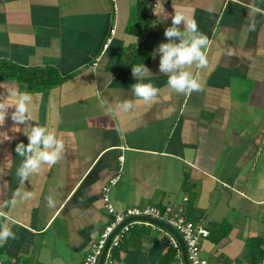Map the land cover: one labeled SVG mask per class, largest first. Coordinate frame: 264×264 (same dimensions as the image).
Returning a JSON list of instances; mask_svg holds the SVG:
<instances>
[{
  "label": "crops",
  "instance_id": "crops-1",
  "mask_svg": "<svg viewBox=\"0 0 264 264\" xmlns=\"http://www.w3.org/2000/svg\"><path fill=\"white\" fill-rule=\"evenodd\" d=\"M146 2L142 12L140 0H0V65L60 77L36 90L0 70V98L31 93L33 125L66 145L57 164L21 183L15 147L30 129L10 115L0 126V200L33 194L4 209L18 239L0 247L1 264H81L111 221L102 189L115 178L109 197L119 213L183 205L210 232L202 242L209 264L264 257V0ZM175 11L210 41L207 66L189 69L202 86L191 95L168 87L155 52ZM143 63L151 74L136 81L131 68ZM136 82L157 86V102L135 99ZM125 99H135L134 111L110 114L101 103ZM159 227L134 225L116 264H176L175 237Z\"/></svg>",
  "mask_w": 264,
  "mask_h": 264
},
{
  "label": "clouds",
  "instance_id": "clouds-1",
  "mask_svg": "<svg viewBox=\"0 0 264 264\" xmlns=\"http://www.w3.org/2000/svg\"><path fill=\"white\" fill-rule=\"evenodd\" d=\"M257 11L260 10L257 9ZM181 25H183V30H181ZM251 30H255V25L251 26ZM164 36L168 42L160 43L155 52L160 55L159 72L168 77V87L177 94L191 95L194 91H200L202 86L199 82V74H194L189 69L193 66L196 69H203L207 66L209 38L199 31L197 21L194 18H188L182 11H175L171 16V26L165 29ZM131 71L136 81H143L151 74L144 63L132 66ZM131 90L135 99L145 103L157 102L160 92V89L152 82H136L131 85ZM12 95L17 97L14 103L0 98V126L5 124L6 118L10 115L14 127L19 128L23 125L30 129L26 134L28 143L25 145L20 142L15 147V152L22 158L15 176L21 183H24L32 175L39 173L43 165L57 164L66 153V145L62 138L49 131L47 127L33 125L31 93L13 92ZM135 99L122 100L115 107L103 100L101 103L110 114H115L116 111L127 113L136 108ZM10 109H12L11 113ZM3 195L2 190L0 196ZM32 196L33 194L29 191L17 190L10 198L0 200V218L5 221L0 223V247H3L9 239H18L17 234L9 226L15 224L16 221L9 217L4 209L15 207L18 203L31 199ZM47 199L48 206L55 207L53 197L49 196ZM89 260L94 262L95 258L90 257Z\"/></svg>",
  "mask_w": 264,
  "mask_h": 264
},
{
  "label": "built area",
  "instance_id": "built-area-1",
  "mask_svg": "<svg viewBox=\"0 0 264 264\" xmlns=\"http://www.w3.org/2000/svg\"><path fill=\"white\" fill-rule=\"evenodd\" d=\"M113 32L114 31H112V33ZM116 182L117 178L112 179L109 184L102 189L104 207L111 216V221L105 226L99 238L91 244L90 251L81 264H99L108 240L118 227L127 222L111 239L103 262V264H116L117 261L114 256V251L127 239L134 225H151L159 227L147 221L140 220L142 217L163 221L174 228L184 240L187 258L190 264H209L208 260L202 255V242L210 236V232L201 224H198L190 218H186L183 205H177L176 207L169 206L164 209L152 205L133 207L119 213L114 208L109 197L110 189ZM187 200V198H184V201ZM161 229L163 230L162 227ZM168 247L175 252L176 264H185L180 243L175 238L171 237L169 239ZM90 257L95 258L94 262L89 260ZM258 264H264V257Z\"/></svg>",
  "mask_w": 264,
  "mask_h": 264
},
{
  "label": "trees",
  "instance_id": "trees-1",
  "mask_svg": "<svg viewBox=\"0 0 264 264\" xmlns=\"http://www.w3.org/2000/svg\"><path fill=\"white\" fill-rule=\"evenodd\" d=\"M146 3V0H140V8L142 12L146 9ZM0 70H3V72L7 70V73L2 78H17L20 81L28 83L31 88L36 90L51 88L60 82L58 73L52 68L42 70L34 69L31 72H28L24 69H15V66L10 63H3L0 65ZM9 70L10 72H8Z\"/></svg>",
  "mask_w": 264,
  "mask_h": 264
},
{
  "label": "water",
  "instance_id": "water-1",
  "mask_svg": "<svg viewBox=\"0 0 264 264\" xmlns=\"http://www.w3.org/2000/svg\"><path fill=\"white\" fill-rule=\"evenodd\" d=\"M140 220H143V221H147L149 223H152V224H155V225H158L164 229H166L169 233H171L175 239L180 243V246H181V249H182V253H183V258H184V262L185 264H190L189 261H188V258H187V254H186V245L184 243V240L182 238V236L174 229L172 228L171 226H169L168 224H166L165 222L163 221H160V220H157V219H153V218H147V217H142L140 218ZM127 222H125L124 224H126ZM122 224L120 227H118L115 232L112 234L111 238L108 240L107 242V245L105 247V250L101 256V259H100V262L99 264H103L104 262V259H105V255H106V251L109 247V244H110V241L111 239L115 236V234L119 231V229L124 225Z\"/></svg>",
  "mask_w": 264,
  "mask_h": 264
}]
</instances>
